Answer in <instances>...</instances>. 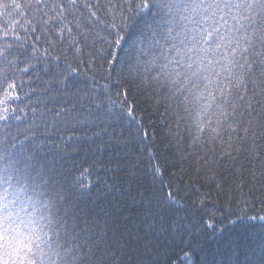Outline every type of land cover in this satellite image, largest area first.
Returning a JSON list of instances; mask_svg holds the SVG:
<instances>
[{"label":"snow or ice","instance_id":"1","mask_svg":"<svg viewBox=\"0 0 264 264\" xmlns=\"http://www.w3.org/2000/svg\"><path fill=\"white\" fill-rule=\"evenodd\" d=\"M38 63L51 77L45 91L52 84L75 89L73 95L88 101L86 110L99 120L95 126L120 121L129 134L117 143L138 139L145 148L153 185L142 196L153 209L151 223L143 237L121 231L99 207L103 195L97 197L95 213L81 209L78 199L95 186L84 180L90 170L71 184L62 182L38 170L21 142L20 155L0 165V264H133L141 240V255L159 257V244L148 239L157 219L160 232L170 231L173 240L180 237L167 247H179L184 264H196L201 238L220 229L214 220L197 228L182 223L187 217L172 219L180 204L177 185L165 182L164 169L153 162L154 147L145 141L155 136L145 129L121 81L130 80L164 108L169 120L165 136L186 149L180 152L181 163L194 158L200 172L215 161L245 154L264 166V0H0V120L15 116V109L6 105L19 99L16 89ZM81 83L86 90L77 87ZM114 86L121 88L115 98ZM70 110L76 111V105ZM68 111L62 108L55 115ZM109 188L104 185L105 192ZM257 219L264 222V216L241 213L231 223ZM248 246L259 248L264 264V224L258 237L248 238ZM162 254L164 264L181 259L174 260L167 250ZM154 264L161 262L157 258ZM200 264L209 262L202 259ZM244 264L251 262L245 259Z\"/></svg>","mask_w":264,"mask_h":264},{"label":"trees","instance_id":"2","mask_svg":"<svg viewBox=\"0 0 264 264\" xmlns=\"http://www.w3.org/2000/svg\"><path fill=\"white\" fill-rule=\"evenodd\" d=\"M67 56L72 66L76 67L72 54L68 53ZM83 58H89L87 50ZM62 65L63 59L61 70ZM51 67L55 70V65ZM50 78V75H45V65L38 63L36 71L23 78V87L16 89L14 95L19 99L6 105L15 109V116L6 121L0 120V156H3L0 165L8 164L10 157H18L23 142L24 155L31 157L37 169L51 172L62 182L66 180L71 184L74 177H79L85 169L90 170L91 175L85 176L84 180L95 186L90 194L78 199L79 207L95 213L99 210L95 203L97 197L103 195L99 207L106 209L110 220L115 221V226L121 231L143 237L146 224L151 223L149 213L153 211L147 198L142 196L153 185L145 148L138 139L127 144L117 143L122 136L127 137L129 134L127 125L120 121L111 120L102 126H95L100 124L99 120H94L86 110L88 101H81L79 96L73 95L75 89L65 91L52 84L45 91ZM117 78L113 77V83ZM79 79L83 81L85 78ZM77 87L86 90L84 83ZM121 88L128 89L129 102L137 105L145 129L155 136L154 141L146 140L145 143L154 147L156 160L153 162L159 161L164 169L163 180L177 185L174 191L180 204L171 214L172 219L187 217L182 223L195 224L197 228L204 226L208 220H214L217 229H220L215 236L209 230L201 238V251L195 256L196 264H200L202 259H206L209 264L213 261L217 264H244L245 259L251 264H260L259 248L249 247L248 238L258 237L264 222L257 219L233 224L231 221L241 213L249 217L264 216V166L240 154L235 159L218 161L214 157V164L197 172L198 165L194 158L180 162V152L186 150L184 146L178 148L175 141L165 136L169 120L163 115L164 108L149 101L146 93L130 80H122ZM121 88L114 86L111 89L113 98ZM73 104L76 105V111L70 110ZM62 108L69 111L56 117L55 112ZM32 109L36 110L35 113ZM91 112L94 113L95 109H91ZM13 144L16 145L15 149ZM181 168L184 172H180ZM181 176L183 178L179 179ZM155 183L159 185L160 180L157 179ZM241 183L242 189L238 187ZM105 184L110 186L107 192ZM168 223L165 220L163 226L167 227ZM161 226L157 219L155 231L148 233V239L154 245L159 244L161 255H141V240L133 254V264H154L157 258L164 264V250L174 260L181 257L177 264H184L180 248L167 247L169 243H177L179 235L173 240L170 231L160 232ZM156 232H160L158 237Z\"/></svg>","mask_w":264,"mask_h":264}]
</instances>
